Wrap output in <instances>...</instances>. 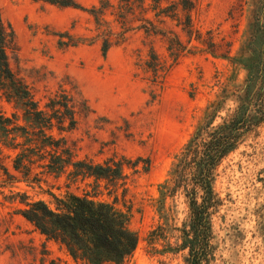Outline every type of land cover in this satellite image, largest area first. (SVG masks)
I'll list each match as a JSON object with an SVG mask.
<instances>
[{"label": "rangeland", "instance_id": "374dc122", "mask_svg": "<svg viewBox=\"0 0 264 264\" xmlns=\"http://www.w3.org/2000/svg\"><path fill=\"white\" fill-rule=\"evenodd\" d=\"M257 1L196 0L189 23L179 0H76L81 7L0 0L15 32L8 50L13 70L42 109L59 116L51 106L61 102L75 113L74 128L48 131L60 140L59 151L74 161L124 163L123 175L112 180L75 175L72 165L56 173L46 166L54 151L40 145L38 128L0 135V158L9 171H0V264H84L19 213L22 200L54 207L55 196L69 193L129 211L139 243L123 264H185L186 250L166 251L167 241L151 239L159 222L158 184L206 106L229 83L231 63L224 56L236 55L248 37ZM93 6L100 7L97 18ZM104 40L111 43L106 55ZM244 77L240 70L237 82ZM0 110L29 124L16 101L0 96ZM17 142L23 146L14 148ZM216 190L223 204L213 218V264H264V126L222 160ZM169 203L181 225L184 198Z\"/></svg>", "mask_w": 264, "mask_h": 264}, {"label": "trees", "instance_id": "16d2710c", "mask_svg": "<svg viewBox=\"0 0 264 264\" xmlns=\"http://www.w3.org/2000/svg\"><path fill=\"white\" fill-rule=\"evenodd\" d=\"M46 1L60 6L81 7L76 0ZM195 1L179 0L188 13L189 23V13ZM99 9L93 6L89 11L97 18ZM252 13L248 37L240 50L234 56H224L231 63V74L227 78L229 83L206 106L191 136L175 154L166 178L158 184L156 211L159 222L150 233L151 239L167 241L164 246L166 251L186 250L185 264H213L216 260L213 218L223 204L216 190L218 166L264 126V0L257 1ZM14 39L13 26L4 20L0 9V96L7 101H16L23 110V119L29 123L27 126L19 124L16 113L10 117L0 110V135L8 136L15 131L16 137L20 131L28 133L29 126L38 128L41 141L36 140L44 149L49 147L50 151H54L46 164L51 171L60 173L67 165H72L75 175H92L107 180L122 176L124 163L121 160L74 161L71 154L65 157L59 151L62 146L60 140L48 131L55 126L61 131L65 127L74 128L75 113L67 103L58 101L51 109L60 113L59 116L39 106L28 85L11 66L8 50ZM110 46V41L104 40V55ZM240 70L245 72V77L238 83L236 76ZM230 100L235 106L227 109L226 104ZM61 107L69 110V114L64 113ZM67 119L68 126L65 124ZM12 145L18 148L21 144ZM24 149L15 158L17 170L22 167ZM139 160H136V165ZM1 170L9 173L0 158ZM177 196H182L188 207L181 225H177L169 205V200L174 202ZM54 199V207L42 199L22 200L24 207L19 213L47 238L63 244L75 260L84 264H123L132 256L139 236L131 227L129 211L118 208L114 203L76 193L55 196ZM175 232L178 233L176 241L171 242Z\"/></svg>", "mask_w": 264, "mask_h": 264}]
</instances>
